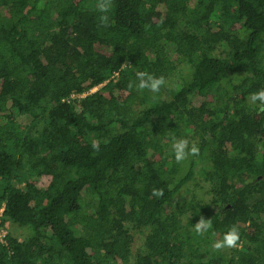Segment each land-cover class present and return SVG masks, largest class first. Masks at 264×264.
I'll return each instance as SVG.
<instances>
[{"label":"trees","instance_id":"16d2710c","mask_svg":"<svg viewBox=\"0 0 264 264\" xmlns=\"http://www.w3.org/2000/svg\"><path fill=\"white\" fill-rule=\"evenodd\" d=\"M99 2L0 0V211L30 232L0 264H129L134 233V264H264V0ZM200 163L211 200L180 203Z\"/></svg>","mask_w":264,"mask_h":264},{"label":"clouds","instance_id":"9594fccd","mask_svg":"<svg viewBox=\"0 0 264 264\" xmlns=\"http://www.w3.org/2000/svg\"><path fill=\"white\" fill-rule=\"evenodd\" d=\"M109 5L107 0H100L97 5L98 11L101 13L99 19L102 24L106 23L108 20V16L106 15L108 11ZM164 83L162 78H156L151 74L146 72H138L137 73V82L135 83V87L138 90L148 89L152 92H158L160 86ZM252 103H256L259 101L264 104V89L251 94L249 97ZM172 151L174 154V159L177 163L183 161L188 155L196 154L198 149L193 145L189 147V142L186 139H174L172 143ZM160 193L156 190L153 191V195H159ZM211 227L210 220L205 221L204 219H200L198 223L195 224V230L197 232L207 231ZM239 239V234L235 228H231L223 237L222 241L216 242L213 244V248L220 249L224 246L232 247L235 246Z\"/></svg>","mask_w":264,"mask_h":264},{"label":"rangeland","instance_id":"374dc122","mask_svg":"<svg viewBox=\"0 0 264 264\" xmlns=\"http://www.w3.org/2000/svg\"><path fill=\"white\" fill-rule=\"evenodd\" d=\"M89 8L91 10H95L97 8V5L89 3ZM183 69V67H182ZM183 75L187 74V71L183 69ZM169 87L170 89H174L175 86L173 82L169 81ZM163 92V98L169 99L170 98V93L167 91H162ZM196 98V95H194L191 100L194 101ZM152 100V99H151ZM20 124L23 126H29L32 125V121H29L27 118L22 117L19 119ZM42 125V123H41ZM205 165L203 163H200L196 166L195 168V175L192 179V181L188 184V186L182 191L181 196L178 198V201L184 202L188 201L194 197H197L199 199H204L206 201L211 200V186L210 183L205 179V176L203 175L204 173V168ZM5 230H7L8 234H12L15 238H18L19 240L23 241L27 239L30 236V232L26 229H21L18 228L16 225L12 223H8L5 225ZM134 243L132 247V258L131 262L129 264H134V258L137 256L138 253H141L142 250L144 249V239L145 235L140 234V233H134Z\"/></svg>","mask_w":264,"mask_h":264},{"label":"built area","instance_id":"2783aa9c","mask_svg":"<svg viewBox=\"0 0 264 264\" xmlns=\"http://www.w3.org/2000/svg\"><path fill=\"white\" fill-rule=\"evenodd\" d=\"M100 87H96L94 88L91 93H95L96 91H98ZM85 96V95H84ZM73 99L76 98V96H73L72 97ZM3 212H4V209H2L0 211V243L3 244V245H8V242H7V237H8V232L7 230H5V228L2 226V222H3Z\"/></svg>","mask_w":264,"mask_h":264}]
</instances>
